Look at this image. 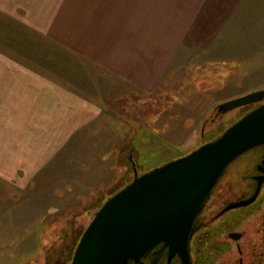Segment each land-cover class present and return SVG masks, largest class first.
I'll return each instance as SVG.
<instances>
[{"label": "rangeland", "instance_id": "rangeland-1", "mask_svg": "<svg viewBox=\"0 0 264 264\" xmlns=\"http://www.w3.org/2000/svg\"><path fill=\"white\" fill-rule=\"evenodd\" d=\"M59 1L61 8L107 3L114 44L108 36L80 44L93 53H146L141 69V59H130V80L139 77L147 89L128 91L124 82L127 97L113 99L101 115L98 103L96 114L75 122L62 100L56 108L67 121L20 107L14 120L1 121L0 264L70 262L101 205L133 179V161L144 172L214 140L256 106L226 113L218 107L264 89V0ZM74 52L51 38L34 57L44 67L74 61L90 68ZM85 73L88 81L92 74Z\"/></svg>", "mask_w": 264, "mask_h": 264}, {"label": "water", "instance_id": "water-1", "mask_svg": "<svg viewBox=\"0 0 264 264\" xmlns=\"http://www.w3.org/2000/svg\"><path fill=\"white\" fill-rule=\"evenodd\" d=\"M256 105L212 141L188 154L140 172L133 161V179L109 196L85 228L69 264H144L157 247L192 264L194 223L203 212L227 168L239 157L264 149V89L227 101L226 113ZM254 202L264 184V161Z\"/></svg>", "mask_w": 264, "mask_h": 264}, {"label": "crops", "instance_id": "crops-1", "mask_svg": "<svg viewBox=\"0 0 264 264\" xmlns=\"http://www.w3.org/2000/svg\"><path fill=\"white\" fill-rule=\"evenodd\" d=\"M60 4L59 0H0V124L1 121L14 120L18 107L27 114L31 110L41 109L43 114L49 112L51 115H58L57 118H51L52 121H67V115L64 116L56 108L59 100L71 108L68 114L73 117L68 120L75 122L76 116L96 114L92 107L98 103L102 104V108L98 109L97 114L107 113L105 106H111L113 99L119 102L127 97L124 91H129L131 86L133 90L147 89L137 82L139 77L137 81L130 80L133 77L130 75L131 69L135 70L130 65V59H141L143 63L146 53H114V49H111V53H93V46L86 50L85 44H80L86 37L98 42L104 36L110 37L109 40L114 44L111 35L116 28L107 16V3L100 6L96 2L98 9L86 4L78 8L77 3L67 7L63 5L61 8ZM118 37L122 38L117 34L114 37L116 43H119ZM51 38L73 46L74 53H79V57L82 53L85 56L82 60H87L90 68L84 67L82 62L75 68L74 61L73 66L62 63L57 67L39 66L34 53H43ZM176 52L177 50H171V53ZM41 63L44 64L45 61ZM144 66L143 63L140 69ZM85 72L92 74L88 76V81H85ZM137 72L139 73V68ZM153 72L154 77L159 74ZM72 77H75L74 81ZM50 106L51 112L46 109Z\"/></svg>", "mask_w": 264, "mask_h": 264}, {"label": "flooded vegetation", "instance_id": "flooded-vegetation-1", "mask_svg": "<svg viewBox=\"0 0 264 264\" xmlns=\"http://www.w3.org/2000/svg\"><path fill=\"white\" fill-rule=\"evenodd\" d=\"M263 161L264 149L249 152L229 173L237 175L224 184L227 176L215 187L194 223L192 264H264V184L254 202L228 209L254 195ZM143 262L181 264L178 257L169 263L167 251L160 246L147 254Z\"/></svg>", "mask_w": 264, "mask_h": 264}, {"label": "trees", "instance_id": "trees-1", "mask_svg": "<svg viewBox=\"0 0 264 264\" xmlns=\"http://www.w3.org/2000/svg\"><path fill=\"white\" fill-rule=\"evenodd\" d=\"M214 139H215V138H214ZM244 156H245V155H244ZM244 156H242V157H241L240 159H238V160H239V161L242 160ZM238 160H237V161H238ZM239 161H238V162H239ZM235 162H236V161H235ZM238 162L233 163V164L230 166L229 171L227 172L228 174L225 175L226 177L229 175V173H230L231 171H235V170H233V169H235V168L238 167ZM225 176L223 177L224 179L226 178ZM73 253H74V252H73Z\"/></svg>", "mask_w": 264, "mask_h": 264}, {"label": "bare ground", "instance_id": "bare-ground-1", "mask_svg": "<svg viewBox=\"0 0 264 264\" xmlns=\"http://www.w3.org/2000/svg\"><path fill=\"white\" fill-rule=\"evenodd\" d=\"M248 153H249V152H248ZM248 153H246V154H248ZM246 154H245V155H246ZM243 156H244V155H243ZM241 157H242V156H241ZM241 157H239L238 159H240ZM238 159H237V160H238ZM237 160H235V161L238 162L239 160H238V161H237ZM235 161H234L233 163H236ZM233 163H232V164H233ZM232 164H231V165H232ZM231 165H230V166H231ZM230 166L227 168V170H226L225 174L223 175V177H224L226 174H228L227 172L229 171ZM223 177L221 178L220 182L224 179ZM225 177H226V176H225ZM220 182H219V183H220ZM219 183H218V184H219ZM259 193H260V192H259ZM258 195H259V194H258ZM255 200H256V199H255Z\"/></svg>", "mask_w": 264, "mask_h": 264}]
</instances>
